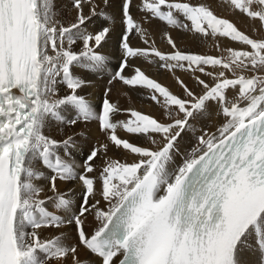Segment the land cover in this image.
Segmentation results:
<instances>
[{"label":"snow or ice","instance_id":"1","mask_svg":"<svg viewBox=\"0 0 264 264\" xmlns=\"http://www.w3.org/2000/svg\"><path fill=\"white\" fill-rule=\"evenodd\" d=\"M223 3L246 29L208 0H0V264H264V0Z\"/></svg>","mask_w":264,"mask_h":264},{"label":"bare ground","instance_id":"2","mask_svg":"<svg viewBox=\"0 0 264 264\" xmlns=\"http://www.w3.org/2000/svg\"><path fill=\"white\" fill-rule=\"evenodd\" d=\"M219 1H221V0H208V2L211 5H214V4L218 3ZM223 9H224L225 12H227V11L229 12L230 11L227 8V6L222 7L220 10H223ZM228 14H227V16H229ZM173 35H176V33H173ZM176 38H177L178 44L182 48H187L188 50L197 51V52H205L207 50V45H204V46H201V47L198 48L194 44H192V42L190 40V36H176ZM157 39H158V46L159 47H164V42L161 41V40H159V38H157ZM113 62H115V61H113ZM145 65H147V62H145ZM146 70L150 71L151 74L156 75V72H155V69L154 68H152V69H146ZM185 78H187V76H185ZM159 79L162 80L166 84L169 82L166 79V77L164 75H162V74L159 76ZM119 88H120V86H117V89H119ZM120 103H121V106L123 108H128L129 106H131V107L136 108L137 110L143 109L145 111H152L153 114H158L157 109L155 107H150L149 106V103L146 102V101H142V100H139V99H135L134 98L133 101H132V103H131V105H129V102H128L127 97L120 96ZM126 118H127V114H122V115H120L118 117V119H126ZM118 132H120V130H118Z\"/></svg>","mask_w":264,"mask_h":264},{"label":"rangeland","instance_id":"3","mask_svg":"<svg viewBox=\"0 0 264 264\" xmlns=\"http://www.w3.org/2000/svg\"><path fill=\"white\" fill-rule=\"evenodd\" d=\"M226 5H224L223 3V0L219 1L218 3L212 5V7H214V9L216 10V12L222 16H225V17H228L232 20H234L238 25L239 27H241V29H246L249 25V21H245V19L243 18H240V17H237V16H234L231 11H227L225 12L224 9L223 10H220L222 7H224ZM222 11V12H221ZM229 13V14H228ZM227 14L229 16H227ZM205 53H208V54H218L216 53V50L215 48H212V47H209L207 46V50L205 51Z\"/></svg>","mask_w":264,"mask_h":264}]
</instances>
